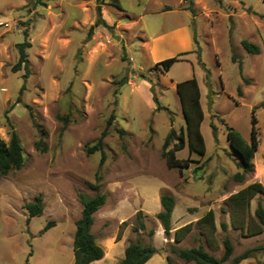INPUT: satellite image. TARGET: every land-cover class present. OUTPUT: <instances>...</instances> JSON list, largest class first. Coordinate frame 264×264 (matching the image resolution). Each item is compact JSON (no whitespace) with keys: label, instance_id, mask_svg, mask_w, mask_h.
I'll return each mask as SVG.
<instances>
[{"label":"rangeland","instance_id":"1","mask_svg":"<svg viewBox=\"0 0 264 264\" xmlns=\"http://www.w3.org/2000/svg\"><path fill=\"white\" fill-rule=\"evenodd\" d=\"M119 2L123 9L110 0H0V136L8 140L14 128L24 155L20 168L0 177V264H73L80 192L106 194L105 204L93 213L97 242L124 237L151 243L158 253L149 264H168L167 254L172 264H200L185 262L170 249L172 244H202L220 257L222 239L228 236L233 252L220 263L226 264L233 255L264 243V228L252 235L246 231L247 223L256 226L254 209L258 201L264 206V193L242 209L232 206L237 209L232 213L226 200L250 181L264 186V0H193L194 11L186 0ZM164 3L170 8L148 11ZM99 10L111 29L95 24ZM181 23L191 25L194 47L164 70L155 60L185 51L180 34L157 38L149 54L140 46L142 33L153 40ZM25 30L30 41L26 76L23 63L12 68L16 42ZM242 39L258 44L260 52L248 51ZM191 76L200 90L206 152H189L187 145L177 150L178 157L191 159L179 170L167 166L162 144L171 127L185 124L176 82ZM253 110L259 139L254 168L238 181L233 175L242 168L226 130L233 127L249 141ZM105 127V158L99 164L101 148L88 153L85 145H92ZM199 164L202 168L193 171ZM161 185L160 194L175 198L173 224L196 217L186 221L191 228L178 241L172 225L170 235L163 231L155 236L159 219L141 208L155 201ZM37 194L42 211L30 216L25 205ZM209 208L215 226L210 245L208 226L197 223ZM138 209L142 213L137 216ZM139 219L146 226L134 230ZM232 220H243V227ZM118 260L119 255H110L90 264ZM263 263L264 249H255L238 264Z\"/></svg>","mask_w":264,"mask_h":264},{"label":"trees","instance_id":"2","mask_svg":"<svg viewBox=\"0 0 264 264\" xmlns=\"http://www.w3.org/2000/svg\"><path fill=\"white\" fill-rule=\"evenodd\" d=\"M188 1L187 8L194 11L192 6L193 0ZM110 3L119 7L121 4L119 0H110ZM264 17V14H262ZM96 25L101 24L108 29H111L113 24L109 23L101 14L98 12V17L95 22ZM24 38L22 41L16 42V48L18 50V58L12 65L13 70H17L21 67L22 63L25 66L24 76L27 74V52L26 47L30 45V41L27 38V31L23 32ZM195 40V38H194ZM242 45L250 52H260L258 44L247 40H241ZM186 51L178 53L177 55L168 56L155 62L156 66H160L162 69L167 70L171 64L179 59L180 54H184ZM245 81H248L246 77H243ZM126 81V77H123ZM23 86V85H22ZM21 86V88H22ZM176 89L179 94L181 109L185 119V124L181 125L178 130L171 127L167 132L163 144H162V155L166 159L167 166L178 167L182 170L184 167L189 165V158H181L176 155V151L183 148L185 145L188 146L189 152L196 151L203 155L206 152V144L204 136L200 129V123L203 119L204 112L200 102V90L195 76L185 78L176 82ZM240 92V89H238ZM155 99V97H154ZM157 102V100L155 99ZM158 106V105H157ZM252 111L251 116V128H250V139L247 141L241 134L233 127L227 126L226 135L230 146L236 151L238 155V165L242 168V171H236L233 177L241 181L245 177L246 173L250 172L254 168L253 156L254 152L258 147V131L256 127L257 118ZM110 122V119H108ZM214 128V127H213ZM107 133V127L103 128L101 134L92 145H85V150L91 153L101 148V156L99 164H102L105 158V152L103 149L102 139ZM41 149H45L44 145L37 144ZM24 164L23 146L21 140L14 128L9 133L8 140L3 139L0 136V177L8 174L11 170L20 168ZM202 168V164L196 165L193 171H198ZM194 176V174H193ZM96 178L99 180L100 174H96ZM92 187L98 188V182H91ZM257 193H264V186L261 181L253 180L242 186L241 188L231 192L226 200L228 209L236 211L242 209L245 205L249 204L250 199ZM79 198L82 203L81 214L75 220V233L73 239V264H88L90 261L99 259L104 254L103 247L96 241L95 233L91 230V225L94 220L93 212L97 210L106 199L104 192H98L94 195H88L80 192ZM160 202L162 209L156 212V216L162 224L163 231L165 234H171V212L175 204V198L172 194L163 192L160 194ZM234 206L235 208H233ZM25 207L28 209L30 216L40 214L42 211V197L40 194L35 196L33 201L26 202ZM225 207H222L224 210ZM142 211L138 209L136 215H140ZM257 223L255 227H250L247 223L246 231L249 235L257 234L264 228V206L260 201L254 209ZM197 223L203 224L205 227L208 226V232L206 239L208 244L211 243L210 238L213 237L212 232L214 226V209L209 208L206 210L198 219ZM222 228H226V223L221 221ZM232 224L235 227H243L244 222L232 220ZM49 226L47 223L44 228ZM146 223L144 220L139 219L138 225H134L133 229L138 230L144 228ZM191 228V222H187L173 231V237L176 241L180 240L184 234ZM153 229H149V234L153 233ZM224 251L220 257L215 256L203 247L202 244L192 245L190 247H177L172 244L170 249L176 253V255L185 262L191 260L200 264H220L230 257L233 252V244L228 236L223 239ZM213 244V243H211ZM210 245V244H209ZM264 249V243L256 245L254 247H248L242 252L233 255L226 264H238L242 259L247 258L251 255L252 250ZM156 252V247L151 244H143L139 239L131 240L128 242L124 249V255L119 259L118 264H144V262ZM168 264H172L171 256L167 254ZM264 264V263H263Z\"/></svg>","mask_w":264,"mask_h":264},{"label":"crops","instance_id":"3","mask_svg":"<svg viewBox=\"0 0 264 264\" xmlns=\"http://www.w3.org/2000/svg\"><path fill=\"white\" fill-rule=\"evenodd\" d=\"M177 2H179V1H177ZM169 8H170V5H168L167 3H164V4H159L158 6H155V8H151L148 11L155 12V11H160V10H166V9H169ZM120 9H123V8H120ZM180 9L183 10V8H180ZM117 23L118 24H121L118 21H117ZM123 25H127V23L126 24H123ZM178 34H180L181 42L184 45L183 47L185 48V51H191L193 49L194 45H191V43H192V37L193 36H192V28H191V25L189 23H181V24L175 26L174 28H172L168 32L166 31V32L157 33L156 35H153L152 36V39L153 40H151L150 38H148L147 36H145V31H143V33H142V35L144 36V38L143 39H141L139 37L138 38L141 39V41H142V43H140V46L142 48H144V50L147 51V52H149V54H150L151 51H152V48H153V44L152 43H153L154 40L156 41L157 38L161 39L164 36H169L170 37L171 35H178ZM155 61H157V60H155ZM188 180H190L189 177H188ZM162 187H163V185L158 186L157 187V191H156V193H157V195L159 197V200H160V190L159 189H161ZM156 193L154 194V197H153V199L156 198L155 201L153 200V201H151L149 203H146L144 206L142 205L141 206L142 210H144L147 213H151V212L152 213H156L160 209H162V205H159L158 202H157ZM103 204H105V202ZM101 206L97 210H95L94 212L100 210L101 209ZM174 210H175V204H174L173 210L171 212V225L174 228H176L175 226H179V225H177V222L176 221H174V224H173V220H174V218H173L174 217ZM193 218L195 220L196 217L195 216H192V217H189L188 216V219L187 220L191 221V219H193ZM186 221H184V222L186 223ZM93 223H94V221H93ZM92 228H93V226H92ZM174 228H173V230H174ZM159 234H161V235L163 234V227H162L161 223L158 221L157 222V226L155 228L154 235L155 236H159ZM98 243L104 249V254H103V256L101 258H99V260L102 259V258H106V257H108L110 255H113V256L119 255V259L122 258V256L124 255V249H125L126 245L128 244V242L125 241L124 237H122L120 240H119V238L118 239L106 238L104 241H100ZM155 253H158V252H155ZM152 255L144 262V264H149V262L151 261V258L153 257ZM95 260H98V259H95ZM92 261H90L88 264H90Z\"/></svg>","mask_w":264,"mask_h":264}]
</instances>
